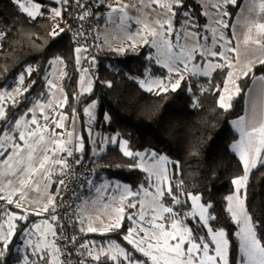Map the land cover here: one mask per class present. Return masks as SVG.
Instances as JSON below:
<instances>
[{"label":"snow or ice","instance_id":"snow-or-ice-1","mask_svg":"<svg viewBox=\"0 0 264 264\" xmlns=\"http://www.w3.org/2000/svg\"><path fill=\"white\" fill-rule=\"evenodd\" d=\"M68 2L69 0H55L59 7H52L49 10L47 7L42 8L44 0L38 3H33L32 0H15L29 19L35 20L47 13L54 22L48 32L53 48L63 40L62 34L65 33V28L61 27L58 21L64 19V8ZM75 3L82 9V14L78 17L80 21L94 18L96 13L105 7L108 9L105 25L115 33L113 40L123 36L129 41L126 45L113 47L112 41L105 36L102 43L109 45L112 51L123 53L127 48L135 50L138 46L137 37L141 45L156 49L155 63L167 69L169 75L167 79L140 80V86L150 93L155 92L159 95L170 90L176 91L185 81V73L193 76H210L214 71L228 68L227 81L234 86L235 91L232 92L226 85L223 92L228 95L220 96L219 107L224 110L230 109L233 96H238L241 92L236 84L239 77H236L231 70L235 67L234 61L239 60L240 40L236 32L237 25L245 28L243 43L246 46L249 44L255 46L254 50L261 56L259 65L264 66V19H262L264 0H202L204 5L202 15L207 17L206 30L211 37L201 35L200 26L195 20L187 19L189 14L186 11L183 13L186 18L185 23L181 27L192 30L177 32L174 21L177 9L186 7L184 0H135L131 4H125L123 0H97L96 4H85L84 0H75ZM230 7L235 15L229 11ZM93 8L96 9L95 12L91 10ZM130 8L135 9L140 15L129 16ZM133 20L140 26L134 33L130 31ZM230 20H235L236 23L230 24ZM229 31L232 36L237 37L235 42L228 36ZM2 35L0 34V38ZM77 35L83 38V33L77 32ZM94 38L98 39L99 35ZM181 39L185 41L183 44L180 43ZM173 40L176 42L173 43ZM88 50L84 45L75 48L77 64L81 60L79 54ZM197 57L204 62L203 66L193 63L197 61ZM148 59L152 60L153 57L149 56ZM91 61L95 63V57H92ZM50 63L62 65L63 61L57 56ZM245 68L242 75L248 76L253 71L252 60L247 62ZM32 71L33 68L29 67L26 73L19 76L21 87H16L11 92L7 89L0 91V121L8 125L7 131L0 128V132H3L0 138V158H2L0 159V201L12 206L0 210V264H6L7 249L12 238L17 234L18 222H23V226L19 227L21 233L27 230L29 236L33 232L39 234L35 241L28 240L31 254L18 258L22 260V264H72L70 257L77 249H66L65 245L77 243L76 237L65 236L62 230L70 221L75 226V221L69 216V220L61 225L59 220L63 217L58 215L60 207H63L66 214L69 208H73V214L79 212L77 219L81 233L101 235L117 233L128 246H131L122 247L115 241L103 245L95 241L81 240L78 243V249L82 250L79 252L81 259H77L76 264H230L232 243L229 233L223 228L214 229L210 226V221L217 219L211 214V211H215L213 204L205 201L202 194L185 192L183 181L173 186L168 170L163 167L166 157L160 156L156 163L147 166L145 154L129 150L126 140L120 145L123 155L138 161L134 166L148 173L149 180L155 177V181L149 184L154 191H149V187L143 185L139 190L133 191L125 185L118 198L112 197L113 203L102 205L106 213L111 208L110 213L93 215L88 212V205H97L103 199V193L111 185L105 183L95 187L90 179L87 180L89 189L95 187V192L98 194L96 199L91 201L86 197L82 199L76 189H68L66 179L69 178L71 169L68 158L74 157L76 152L84 151L82 137L75 142L78 146H72L75 129L74 127L72 131L66 129L65 121L68 117L58 113L51 101L29 102L32 106L26 105L18 118L12 112V108L17 107L22 99H26L23 93L28 92L30 86L35 84V81H30L28 86L24 85L25 75H31ZM83 73L87 74L88 69H83ZM253 79L257 78L253 76ZM258 79L262 82V94H264V76ZM47 84L49 91L58 89L63 93L62 87L52 79H47ZM80 85L82 92L91 93L92 83L90 80L86 83L85 75H81ZM108 87H111L110 82ZM217 90H219L218 86ZM66 103L65 94L57 108H63ZM92 107L95 105L93 104ZM84 111L91 117L90 108ZM10 115L13 117L11 120ZM72 124L74 126L75 117L72 119ZM234 124L240 133V141L233 144L232 149L239 153L244 175L232 180L235 191L226 197L227 212L239 226L235 236L238 238L241 264H264V243L258 237V222L253 221L246 206L249 175L258 165L264 166V105L259 112L253 105L250 115L240 117L234 121ZM56 129L65 131L57 132ZM151 158L155 159L156 154L152 153ZM81 163V159L72 160V164ZM53 176H57L58 179L53 180ZM53 183L60 187L55 191H49ZM80 186L82 187L83 184ZM115 187L116 190L121 189L119 184ZM33 191L36 195L30 196V192ZM61 191H64L69 199L72 196L77 200L82 199V203L74 207L60 197ZM141 193L143 199L140 198ZM58 197L61 199L59 205ZM166 197L170 198L167 204L164 202ZM117 199L118 203H115ZM189 200L190 211L181 213L174 209V206L187 205ZM131 209L137 211H128ZM44 214L47 216L40 223L29 221L30 215L44 216ZM125 218L129 221L127 227L124 225ZM190 220H198L201 227L206 228L205 235L195 233L194 228L185 223ZM122 228L124 232L121 234L119 230ZM58 231L61 232L59 236ZM135 253L141 255L138 257Z\"/></svg>","mask_w":264,"mask_h":264},{"label":"trees","instance_id":"trees-1","mask_svg":"<svg viewBox=\"0 0 264 264\" xmlns=\"http://www.w3.org/2000/svg\"><path fill=\"white\" fill-rule=\"evenodd\" d=\"M184 3L186 7L178 8L176 12L174 27L177 32L192 30L181 27L185 23L183 13L186 11L189 14L187 19L195 20L200 26L201 35L211 37L206 30L207 17L202 15L204 9L199 0H184ZM43 7L50 10L59 5L55 0H44ZM71 10L69 0L64 8V19L58 21L65 28L63 40L53 48L48 32L54 22L47 13L32 20L20 10L15 0H0V34H3L0 38V91L7 89L11 92L21 87L19 76L26 73L29 67L33 71L31 75H25L24 85L35 81L30 90L23 93L26 99L12 108L15 117L22 114L26 105L32 106L29 102L45 101L51 97L47 79L54 65L50 61L60 57L63 61L62 83L67 108L69 113L78 116L84 142V151L76 155L77 159L80 156L83 165L92 167L93 133L98 132L106 143L98 156L93 185L97 187L109 179L127 184L137 191L141 185L148 186L150 183L148 173L134 166L138 161L123 155L118 141L113 143L114 137L127 140L129 150L134 153L146 152L151 160L152 153L156 154L155 159L166 157L171 162L173 186L183 181L185 192L202 194L205 201L213 204L215 211H211V214L217 219L210 221V226L223 228L229 233L232 243L230 264H235L238 253L237 226L227 212L226 197L234 191L232 180L244 175V172L239 156L232 149V144L239 138L232 122L244 112L246 93L253 76H264V66L256 64L248 76L237 80L241 92L233 96L232 107L224 110L219 107V98L228 83V68L214 71L210 76L185 73V81L180 88L157 95L141 87L139 81L167 79L169 74L162 65L155 63L151 47L138 44L135 50L127 48L123 53L104 51L108 56L99 58L100 71L93 77L91 93L81 92L78 81L82 71L76 67V47L69 35ZM229 11L235 14L231 7ZM208 43L210 45V40ZM95 47L101 51L96 42ZM149 56L153 59L149 60ZM197 59L200 60L199 57ZM113 63L119 66V71L110 69ZM108 82L111 87H108ZM92 103H96L97 113L90 117L84 110ZM12 118L10 115L9 119ZM1 124L3 129H8L3 121ZM99 144L102 146L103 143ZM169 199L166 197L164 202L167 204ZM246 206L253 221L258 222V237L264 243V166L258 165L249 175ZM174 209L181 213L190 211V200L187 205L174 206ZM185 223L193 227L195 233L205 235L206 228L201 227L198 220ZM124 225L129 226L127 218ZM119 232L122 234L124 229ZM93 235L103 242L111 240L126 248L131 247L117 233ZM135 255L139 257L141 254ZM20 257L13 245L9 244L6 264H17Z\"/></svg>","mask_w":264,"mask_h":264},{"label":"crops","instance_id":"crops-1","mask_svg":"<svg viewBox=\"0 0 264 264\" xmlns=\"http://www.w3.org/2000/svg\"><path fill=\"white\" fill-rule=\"evenodd\" d=\"M32 2L33 3H37L34 0H32ZM133 2H135V0H123V3H125V4H131ZM199 2L201 3V5L203 6V9H204V5L202 3V0H199ZM107 11H108V9L105 7L104 8V14L102 16V19H101V21H100V23L98 25V29H97V35H99V38L97 39L96 44H97V47L101 51H108L109 52V51H112L111 48L109 47V45L102 43V41H103V39H104L105 36H107V38L110 41H112V46L113 47H115L116 45H120V44H125L126 45V44L129 43V41L125 37H123V36H119L118 38H116L115 40H113V36L115 35V33L112 31V29L110 27L106 28V25H105V19H106V13H107ZM128 14L131 17H136V16L140 15L139 13L136 12L135 9H131V8L128 9ZM262 19H264V17H262ZM207 23H208V20H207ZM229 23L230 24H235L236 22H235V20H230ZM131 24H132V28L130 29V31H132L134 33L137 30V28H139L140 26L139 25H136L134 20L131 21ZM186 31H190V30H186ZM236 32L239 34L240 46H239V60L238 61H234V65H235V67L236 66H241V68L243 69L242 70V72H243V71L246 70L245 65L247 64V62L249 60H252L253 66H254V65H256V64L259 63V59L261 58V56H260V54H259L258 51H255L254 50L255 46H253L251 44H249V45L246 46L243 43V37H244V33H245V28L244 27H242L240 25H237L236 26ZM228 36L230 38H232L234 42L237 39V37L232 36L231 31L228 32ZM136 39H137V44H140L139 43V38L137 37ZM175 42L176 41L173 40V43H175ZM184 42L185 41L183 39L180 40V43L183 44ZM209 46L211 47V43H210ZM152 49H153V53L152 54H153L154 57H156V55H157L156 49L155 48H152ZM198 61L199 60L197 59V61H194L193 63H198ZM203 63H201L200 65L203 66ZM190 66H191V64H190ZM235 67L233 69H231L234 73H235V70H234ZM82 75H85V81H86V83L89 80L91 81V83H93L92 74L89 71H88L87 74H84L83 73ZM80 77H79V89L81 90ZM259 77L260 76H257L256 77L257 79H255V80L253 79L250 87L247 90L246 98H245V108H244V112L239 117L235 118L233 120V122H232V125H233L234 130L239 134L238 140L236 142H234L233 144H236V143H238L240 141V133L236 129V126L234 124V121L238 120L240 117L250 115L251 109H252V106L253 105L256 106L257 112H259L261 106L264 105V94H262V82L258 79ZM237 80H236V84H237ZM227 86H230V87H232V89H234V86L231 85V84H229V83H227ZM62 88H63V93H61V95H60V97L58 99L53 100V99L49 98L48 100L38 101V102L39 103H47L48 101H51L53 107L57 109V112L58 113H63L64 115H66L68 117V119L65 121V127H66V129L68 131H72L73 130V127H74V129H75V135L73 137V145L72 146H78V145H76L75 142H76V140H78L79 138L82 137L81 132H80V120H79L78 116L76 114L69 113L68 108H67V104L68 103H66L63 108H57V105L61 103V101L63 100V96L66 94L65 89L63 87V83H62ZM51 95H52V93H51ZM89 106L91 107L90 109H91V112H92V116H95V114L97 113V106L96 105H95V107H92L91 105H89ZM73 117H75V124H74V126L72 124ZM56 131L57 132H63L65 130L64 129H56ZM13 134H15V133H13ZM2 136H3V132H0V138H2ZM113 140L114 141L116 140V142L118 141L116 137H114ZM93 141H95V143L97 144V146H95L93 148V155H94L95 153L101 152L100 149H104V146L105 145H104V138H103V136H101L98 132L93 133ZM100 142L103 143L102 146H100V144H99ZM72 146H70V147H72ZM75 154L76 155L77 154H80L81 155L82 153L76 152ZM236 154L239 156V153L238 152H236ZM78 158L81 159L80 156ZM146 158L150 159L149 157H146ZM0 159H2V158H0ZM53 180H54V176H53ZM105 183L110 184L111 187L106 192L103 193V199H101L100 202L98 203V207L97 208H99V207H101V208L97 212V214H101V215H107L108 213L111 212V208H109L107 210V213H106L105 210L103 209L102 205L109 204V203H113L112 202V197L113 196H116L118 198L122 194L123 186L126 185L129 188H131L127 184H124V183H121V182H118V181H114V180H109V179L108 180H104L97 187H99L100 185L105 184ZM117 184L121 185V189L116 190V187L115 186ZM59 187L60 186L58 184L53 183V184H51L49 191H55ZM95 187L94 188H91L92 190L91 189H88L85 192H82L81 193L82 199L84 198V196L85 197L87 196V197L92 198L93 200H95L96 197H97V195H98L95 192ZM35 195H36V193L34 191L33 192H30V196H35ZM40 195H41V198L43 199L44 198L43 193H41ZM82 199L80 200V203L82 202ZM115 203H118V199H117V201ZM11 207L12 206H9V205L7 206V208H11ZM17 211H19V210H17ZM45 217H46L45 214H44V216H31L30 215L29 216V221L30 222H35V223H40ZM18 225H19V227H22L23 226V222H18ZM19 227L17 229L16 236H14L12 238V242L10 244L13 245V249H14L15 253L20 254L21 257H23L25 255H29L30 256V254H31V248L28 246V240L31 239V240L35 241L38 238V235L39 234L33 232V234L31 236H29L27 234V230L24 233H21L19 231ZM79 227H80V224H79ZM85 233L87 234L88 241H95L97 244H103V245H107L109 242H111V240H107L106 242H103L99 237L93 235V234H99V233H87V232H85ZM116 243H118V242H116ZM118 244H120V243H118ZM121 246L124 247L123 245H121ZM17 264H22V260H19Z\"/></svg>","mask_w":264,"mask_h":264},{"label":"built area","instance_id":"built-area-1","mask_svg":"<svg viewBox=\"0 0 264 264\" xmlns=\"http://www.w3.org/2000/svg\"><path fill=\"white\" fill-rule=\"evenodd\" d=\"M70 2L72 10L69 35L72 40V43L75 47H80L81 45H84L89 49L87 52L82 51V56L79 64H77L75 60L76 67L79 71H83V69L87 68L91 74L97 75L100 71V66L98 62L99 58L108 56L107 52L99 51L96 49L95 42L97 41V39L94 38L95 36H97V26L102 15L104 14V8L100 12H97L94 18H89L84 21H80L78 17L82 14V9L77 6L75 0H70ZM84 3L96 4L97 0H84ZM91 10L94 12L96 11L95 8ZM77 32L83 33V38H81V36H78ZM85 57H87V59H85ZM92 57H95V63H92ZM109 67L112 71H119L120 69L119 66L114 63L111 64ZM73 159H77L75 153L74 157L68 158L69 164L71 165V169L69 172V178L66 179V183L68 185L69 190L76 189L81 194L82 192H85L89 189L87 180L91 179V177H94L98 157L97 155H93L91 157L92 167L85 166L82 163L72 164ZM56 179H58V177L54 176V180ZM81 184H83L82 187L80 186ZM60 197H63V199L67 203L72 204L74 207L80 204V200H77L75 196H72L71 199H69V196L64 191H61ZM60 197L57 198L58 205L61 203ZM7 206L8 205H6L3 201H0V210L7 208ZM58 215L63 217L61 220H59V223L61 225H63L65 221L69 220V216H71L72 221H75V226L70 221L68 223V226L62 230V233L65 236L72 235L76 237L77 243H68L65 245L66 249H77V251H74L70 257L72 264H76L77 259H81V257L79 256V252L82 250L78 249L79 241L82 240L84 242H88L87 234L85 232L81 233L79 231V220L77 219L79 212L73 214V208H69L66 214L64 212L63 207H60L58 209ZM45 216H47V214H45ZM59 235H61L60 231H58V236Z\"/></svg>","mask_w":264,"mask_h":264},{"label":"rangeland","instance_id":"rangeland-1","mask_svg":"<svg viewBox=\"0 0 264 264\" xmlns=\"http://www.w3.org/2000/svg\"><path fill=\"white\" fill-rule=\"evenodd\" d=\"M108 52V51H107ZM80 55V57L82 56V52L79 54ZM76 56H77V53L75 52V60H76ZM198 63L199 64H201V63H203V61H201V60H199L198 61ZM190 66V65H189ZM255 66V65H254ZM253 66V67H254ZM191 67V66H190ZM235 76L236 77H243V75H242V68H241V66H236L235 67ZM63 72H64V70H63V64L62 65H54V67H53V71L50 73V75L48 76V79H52L53 80V82L54 83H58L61 87H62V78H63ZM83 74V72H80V76ZM94 77V75L92 74V78ZM79 82V81H78ZM229 88H230V90L232 91V92H234L235 90L234 89H232V87H230V86H228ZM63 89V88H62ZM52 91V95H51V99H53V100H55V99H58L59 97H60V95H61V91H59L58 89H52L51 90ZM221 95H225V96H227L228 94H226V93H224V92H222V94ZM96 105V103H92L91 104V106L92 105ZM89 108H91L90 106H88V108L87 109H89ZM92 113V112H91ZM2 126H3V124H1V122H0V128H2ZM5 131L7 130V129H4ZM114 141V140H113ZM123 141H125V139H120V140H118V145L120 146L121 144H122V142ZM127 141V140H126ZM106 142H107V140H106ZM115 142H116V140H115ZM106 143H104V145H105ZM95 146H97V144L95 143V141H93V147H95ZM121 148V147H120ZM122 149V148H121ZM100 150H103V149H100ZM99 153L100 152H98V153H95L94 155H97V157L99 156ZM142 153H144L145 154V163H146V165L147 166H151L153 163H156V160L157 159H153V160H151V159H148V158H146L147 156V153L146 152H142ZM164 157V156H163ZM163 167L164 168H166L167 170H168V172H169V174H170V179H171V162L169 161V159H167L164 163H163ZM91 181H93L94 180V177H91V179H90ZM155 181V177H152L151 178V180H150V183H153ZM149 183V184H150ZM144 187H149V185L148 186H144ZM149 191H154V189H152L151 187H149ZM234 191H235V186H234ZM234 191L230 194V195H232L233 193H234ZM242 192H243V190H242ZM84 198H85V196H84ZM86 198H88L90 201L91 200H93L92 198H89V197H87L86 196ZM144 197H143V193H141V199H143ZM82 203V202H81ZM80 203V204H81ZM98 207V204L97 205H95V206H93V205H91V204H89L88 205V212H90L91 214H93V215H96L97 214V212L100 210V208L101 207H99V208H97ZM236 226H237V230L236 231H238L239 230V226L236 224ZM229 259H230V257H229ZM235 264H241V256H240V254H239V251H238V253L236 254V262H235Z\"/></svg>","mask_w":264,"mask_h":264}]
</instances>
